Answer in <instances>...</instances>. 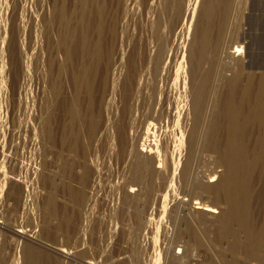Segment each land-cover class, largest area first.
Listing matches in <instances>:
<instances>
[{
  "label": "rangeland",
  "instance_id": "1",
  "mask_svg": "<svg viewBox=\"0 0 264 264\" xmlns=\"http://www.w3.org/2000/svg\"><path fill=\"white\" fill-rule=\"evenodd\" d=\"M125 1L0 0V264H264V0H201L183 61L178 23L197 0ZM237 44L234 67L224 50ZM146 125L172 159L162 172L119 151L121 132Z\"/></svg>",
  "mask_w": 264,
  "mask_h": 264
},
{
  "label": "bare ground",
  "instance_id": "2",
  "mask_svg": "<svg viewBox=\"0 0 264 264\" xmlns=\"http://www.w3.org/2000/svg\"><path fill=\"white\" fill-rule=\"evenodd\" d=\"M125 1V0H124ZM128 1H130V0H126L125 1V5L126 6H129L128 5ZM134 1V0H133ZM159 0H146V7H148L149 9L150 8H156L157 6H156V4L158 5V2ZM200 1L201 0H197L196 1V4H195V6H194V9L193 10H191L190 11V13H189V16L187 17L188 19L187 20H185V22L183 23V21H180L179 23H178V26H180V29H182V33H181V35H182V39H181V41H180V48H182L183 49V52H182V54H181V59L180 60H184V58L186 57V55L189 53V54H191V52H192V48L191 47H193L194 46V44H195V42H196V37L194 36V25H195V22H196V15H197V9H198V6L200 5ZM122 2H123V0H122ZM135 2V1H134ZM123 4V3H122ZM121 4V5H122ZM137 4V3H136ZM132 5V4H131ZM123 6V5H122ZM134 6V5H133ZM132 7V6H131ZM208 7V6H207ZM124 8H125V6H124ZM154 8V9H155ZM126 9V8H125ZM209 9V8H208ZM127 10H129L128 8H127ZM152 10V9H151ZM124 11V10H123ZM128 12H130V11H128ZM132 12V11H131ZM147 12H150V10H148ZM152 12V11H151ZM123 13V12H122ZM127 13V12H126ZM124 14V13H123ZM122 14V15H123ZM121 15V16H122ZM125 15V14H124ZM127 15V14H126ZM125 15V16H126ZM132 15V14H131ZM124 17V16H123ZM127 17V16H126ZM129 17V16H128ZM185 17V18H186ZM121 18V17H120ZM147 18V17H146ZM125 19H127V18H125ZM124 19V20H125ZM172 20V22H173V19H171ZM170 20V21H171ZM176 20V19H175ZM150 21H151V19H150ZM169 21V22H170ZM177 21V20H176ZM122 22H125V21H123L122 20ZM152 22V21H151ZM168 22V23H169ZM172 22H170V23H172ZM126 23V22H125ZM157 23H158V21H157ZM174 23V22H173ZM173 23H172V26L171 27H173ZM175 23H177V22H175ZM174 23V24H175ZM181 23V24H180ZM159 24H161L160 22H159ZM180 24V25H179ZM122 25H124L123 23H122ZM160 26V25H159ZM175 26V25H174ZM123 27V26H122ZM165 28L167 29V26H165ZM164 28V29H165ZM183 29H184V31H183ZM169 31H171L170 29H168ZM173 30V29H172ZM176 30V29H175ZM165 31V30H164ZM163 31V32H164ZM174 31V30H173ZM180 31V30H179ZM179 31H177V32H179ZM172 32V31H171ZM165 33V32H164ZM123 34V33H122ZM166 34V33H165ZM164 34V35H165ZM176 35H177V33H176ZM163 36V35H162ZM170 36V35H169ZM122 37V36H121ZM162 38H164V36L162 37ZM167 38H169L170 39V37H167ZM172 38V37H171ZM161 39V38H160ZM164 40H165V38H164ZM205 40V39H204ZM122 41V40H121ZM160 41V40H159ZM163 41V40H162ZM172 40H170V42H171ZM201 41H202V39H201ZM161 42V41H160ZM167 42H169V41H167ZM159 43V42H158ZM166 43V42H165ZM176 43V42H175ZM163 44V43H162ZM166 44H168V43H166ZM165 44V45H166ZM123 45V44H122ZM122 45H121V47H122ZM204 45V44H203ZM151 46V45H150ZM163 47H164V45H163ZM162 47V48H163ZM166 47H167V45H166ZM169 47V46H168ZM175 48V47H174ZM161 49V48H160ZM159 49V50H160ZM166 49H168V48H166ZM179 49V48H178ZM190 49H191V51H190ZM120 50V52L118 53V54H116L117 56L115 57V60H114V64H122V62H123V60H124V56H125V51H123V49L121 50V48L119 49ZM153 50H155V49H153ZM165 50V49H164ZM157 51H158V49H157ZM156 51V52H157ZM161 51V50H160ZM160 51H158L157 53L159 54V52ZM152 52H154V51H152ZM167 52V51H166ZM246 52H247V50H245V48H244V46L243 45H239V44H237V45H234V46H232L230 49L228 48H226V50H224V54H225V56L226 57H228L229 58V61H231V64H233L234 65V62L236 63V64H238L236 61V59H239V60H241L242 58L241 57H243L245 54H246ZM179 53V52H178ZM193 53V52H192ZM153 54V53H152ZM152 54H151V56H152ZM158 54L156 55L155 54V56H158ZM164 54V53H163ZM163 54H161V56L163 55ZM154 55V54H153ZM145 56V55H144ZM177 56H179V55H177ZM224 56V55H223ZM150 57V56H149ZM159 57V56H158ZM158 57H156V59L158 58ZM170 57H172V56H170ZM152 57H150L149 59H151ZM155 58V57H154ZM163 58V56L162 57H160L159 59H162ZM165 58H166V55H165ZM164 58V59H165ZM174 58V57H173ZM224 58V57H223ZM241 58V59H240ZM156 59H154L155 61H156ZM175 59V58H174ZM169 61H171L172 62V59L170 60V59H168ZM239 60H238V62H239ZM244 60V59H243ZM150 61V60H149ZM158 61H160V60H158ZM141 62V61H140ZM151 62V61H150ZM149 62V63H150ZM245 62V61H244ZM164 63H166L165 62V60H164ZM183 63V62H182ZM240 64H242L243 62H242V60H241V62H239ZM143 64V63H142ZM167 64H169V63H167ZM245 64V63H244ZM149 65V64H148ZM170 65H171V63H170ZM232 65V66H233ZM145 66V65H144ZM152 66V65H151ZM238 66V65H237ZM154 67H156V66H154ZM234 67H236L235 65H234ZM139 68V67H138ZM143 68V67H142ZM148 68V67H147ZM150 68V67H149ZM166 68V65L165 66H162V71H164V69ZM27 69V68H26ZM145 69V68H144ZM177 69V68H176ZM236 69V68H235ZM172 70V69H171ZM148 71V70H147ZM167 71H169V68H168V70ZM139 72V71H138ZM180 72H181V68H179L178 67V69H177V71L175 72V74H176V77H175V80H174V85L176 86V88H177V90H180L181 89V87H182V84H184V81L186 80L185 78H183V76H181V74H180ZM144 73V72H143ZM147 73V72H146ZM149 73V72H148ZM163 73V72H162ZM168 73V72H167ZM27 74H29V72H27ZM142 74V73H141ZM174 74V73H173ZM172 74V75H173ZM168 75H170V74H168ZM142 76L143 75H141V77H139V78H142ZM145 77H146V75H144ZM149 77V76H148ZM174 77V76H173ZM169 76H168V78H166L164 81L163 80H161V82H163V83H165V82H167V80H169ZM143 80L142 81H145L144 80V78H142ZM138 80V79H137ZM140 80V79H139ZM138 80V81H139ZM142 81H140V82H137L138 83V85H136V83H135V85L137 86L136 87V89H138V93H140L139 95H138V97L137 96H134V98H138V101H137V105L140 103V97L141 96H143V95H146L147 93H145L144 94V92H143V90H144V88H146V85H144V84H146V83H144L143 84V82ZM146 82V81H145ZM172 82V81H171ZM173 84V83H172ZM116 84L115 83H113L112 84V86H111V91H110V93H109V100H108V102H109V104H110V100L113 98V97H111V96H113V94L114 93H116L117 92V86H115ZM168 85L171 87V85L168 83ZM163 86V85H162ZM132 87H133V84H132ZM167 86H166V83L164 84V86H163V89H162V91L163 92H165L164 94H166V96L165 97H162L163 96V92H161V93H159V97H162V98H159L158 100H159V102H161V104L162 103H164V102H166L165 100H167V99H169L170 98V94H171V90H172V87L169 89H166L165 90V88H166ZM115 88H116V91H115ZM175 90V89H174ZM131 91V90H130ZM147 91V90H146ZM176 92V91H175ZM131 93V92H130ZM178 93V92H177ZM181 93V92H180ZM180 93H178V94H180ZM149 94V93H148ZM134 95H137V92L134 94ZM108 96V95H107ZM132 97V96H131ZM147 97V96H146ZM157 98V97H156ZM155 98V99H156ZM174 98V97H173ZM178 98V97H177ZM147 99V98H146ZM172 100V99H171ZM112 101V100H111ZM132 101H133V99H132ZM135 101V100H134ZM149 101V100H148ZM154 101V100H153ZM155 101H157V99L155 100ZM27 102V101H26ZM159 102L157 101V103H158V105H159ZM29 103V102H28ZM145 103V102H144ZM112 104V103H111ZM128 104V103H127ZM136 104V103H135ZM154 104H155V102H153V104H152V106H154ZM160 104V105H161ZM167 104V103H166ZM156 105V104H155ZM158 105H156V106H158ZM148 106V105H147ZM163 107V106H162ZM138 108V107H137ZM145 108V107H144ZM147 108H149V107H147ZM154 108V109H153ZM152 108V111L153 110H155V108L156 107H153ZM171 108V107H170ZM140 109V108H139ZM158 109V108H157ZM157 109H156V111H157ZM179 109H181V112H180V110ZM177 111V113H178V117H177V119H178V121H179V119L181 120V121H184V117H183V115L184 116H186L187 114H188V112H187V109L185 108V107H183V108H179ZM150 110H151V108H150ZM166 110V109H165ZM170 110V109H169ZM140 111V110H139ZM142 111H144V110H142ZM159 111V110H158ZM161 111V110H160ZM159 111V112H160ZM171 111H173L172 109H171ZM145 112V111H144ZM148 112V111H147ZM159 112H157V113H159ZM170 112V111H169ZM168 112V113H169ZM146 113V112H145ZM152 113V112H151ZM165 113V112H164ZM167 113V112H166ZM173 113V112H172ZM229 113V112H228ZM119 114V113H118ZM122 114V113H121ZM124 114V113H123ZM135 114V113H134ZM142 114H143V112H142ZM170 114V113H169ZM153 115V114H152ZM152 115H150V116H152ZM159 115V114H158ZM164 115V114H163ZM166 115H168V114H166ZM172 115V114H171ZM170 115V116H171ZM174 115V114H173ZM173 115L171 116V117H173ZM177 115V114H176ZM175 115V116H176ZM138 116V115H137ZM142 116H144V115H142ZM162 116V115H161ZM115 117V116H114ZM149 117V116H148ZM153 117H155V115L153 116ZM164 117V116H163ZM119 118V117H118ZM135 118V117H134ZM152 118V117H151ZM156 119H157V117H155ZM125 119V118H124ZM138 119V118H137ZM137 119H136V121H137ZM108 120V119H107ZM111 120V119H110ZM109 120V121H110ZM140 120V119H139ZM173 120V119H172ZM176 120V119H175ZM122 121V120H121ZM149 121V120H148ZM154 121H156L155 119H154ZM163 121V120H162ZM161 121V122H162ZM177 121V122H178ZM186 121H187V118H186ZM147 122V121H146ZM166 122H168V121H166ZM171 122V121H170ZM172 123V122H171ZM192 123V122H191ZM110 124V123H109ZM113 124V123H112ZM151 123H149V125H150ZM154 124V123H153ZM167 124V123H166ZM170 124V123H169ZM175 124V123H174ZM173 123H172V125H174ZM157 124H155V126H156ZM161 125V124H160ZM165 125V123L163 124V127H165L164 126ZM185 125H186V123H185ZM117 126V125H116ZM129 126V125H128ZM145 126V125H144ZM147 127H145V129L144 130H139V131H137V132H127V130H126V132H125V130H124V128L122 129V131H124L125 133L123 134V132H121L122 133V135H124V145H123V147L122 146H120V145H118V146H120L119 148H122L121 150L119 149V151H122L123 152V154H122V156H128L129 158V160L127 161H125V159H124V161H125V163L127 164V163H129V161H130V159H136L137 160V166L139 167V168H141V170H138V171H143L144 169H146L147 170V168L149 169H152V171H154V172H162L164 169H167V167H165V165H158L157 164V162H159L160 163V161H162L163 160V163L165 164V162L167 161L166 159L167 158H170V157H165V158H163L162 159V155H161V152H159L158 151V149H159V146H158V143H159V137L158 138H156V135L158 134V132H157V134H155V132H156V129H157V131H158V129H159V125L157 126V127H155L156 129H153L155 132H154V134L152 133V132H150V127L148 128V125H146ZM151 126V125H150ZM162 126V125H161ZM160 126V127H161ZM177 126V125H176ZM115 127V126H114ZM178 127H179V125H178ZM177 127V128H178ZM147 128V129H146ZM180 128V127H179ZM163 129V128H162ZM166 129H167V126H166ZM166 129H164V130H166ZM117 130V129H116ZM152 130V131H153ZM171 130H173V129H171ZM170 130V131H171ZM174 130H175V128H174ZM181 130V129H180ZM169 132V129H167L166 130V132ZM184 131V130H183ZM109 132V131H108ZM160 132V131H159ZM162 132V131H161ZM178 132H179V130H178ZM175 133V132H174ZM181 133H182V131H181ZM101 134V133H100ZM111 134H113V132L111 133ZM168 135L167 133H164V135ZM179 134V133H178ZM115 135V134H114ZM151 135H155V136H153V138L154 139H151L150 138V136ZM173 135V134H172ZM183 135V134H182ZM169 136V135H168ZM176 136V135H175ZM178 136V135H177ZM114 137V136H113ZM170 137V136H169ZM173 137H174V135H173ZM115 138V137H114ZM142 138H143V142L141 141L142 140ZM163 138V137H162ZM164 138H166V137H164ZM176 138V137H175ZM180 138H181V136H180ZM168 139V138H167ZM183 139V138H182ZM119 140V139H118ZM122 140V139H121ZM164 140H166V139H164ZM175 141H177V139H174ZM120 141V140H119ZM167 141V140H166ZM169 142H170V139L168 140ZM111 142V141H110ZM164 142V141H163ZM168 142V143H169ZM116 143V142H115ZM166 143V142H165ZM118 144V142L116 143V145ZM161 145H163V143L161 144ZM167 145H169V144H167ZM166 145V146H167ZM115 145H112V147H114ZM165 146V145H164ZM111 147V146H110ZM165 148V147H164ZM168 148V147H167ZM109 149H111V150H114V148L112 149V148H109ZM115 149L117 150L118 149V147H115ZM116 150H115V152L114 153H116ZM161 150V149H160ZM172 150V149H171ZM118 151V150H117ZM163 151H164V149H163ZM168 151H170V150H168ZM175 151V150H174ZM113 152H112V154H113ZM171 152H173V150L171 151ZM118 153V152H117ZM120 154H121V152H119ZM163 153V152H162ZM166 153V152H165ZM164 153V154H165ZM120 154H118V155H120ZM163 154V155H164ZM173 154V153H172ZM166 155H169V154H166ZM165 155V156H166ZM115 156H117V155H115ZM112 157V156H111ZM119 157V156H118ZM122 158V157H121ZM125 158H127V157H125ZM118 159V158H117ZM116 159V160H117ZM120 159V158H119ZM123 159V158H122ZM135 159L134 160H132L131 162L133 163V161H135ZM165 159V160H164ZM170 160H172L171 158H170ZM122 161V160H121ZM118 163V162H117ZM123 163V162H122ZM124 165V164H123ZM127 166V165H126ZM126 166H125V168H126ZM133 166V165H132ZM131 166V167H132ZM134 167V166H133ZM125 168H124V170H125ZM129 169V168H128ZM223 172H224V170L223 169H219V170H214V172H213V174H211V175H207L205 178H206V183H205V187H211V186H213L214 184H216L219 180H220V178L222 177V175H223ZM138 173V172H137ZM137 190H139V189H137V188H133V187H131L130 189H129V191L130 192H135V191H137ZM181 200L183 201V202H187L188 204L190 203V201L188 200V198H184V197H182L181 198ZM189 209L191 210V211H193L195 214H199V215H201V216H203V217H207V218H209V219H215V218H217V217H220V216H222V214H223V207L222 206H219V205H210V204H207V203H205V202H203V201H199V200H196V201H194L192 204L190 203V207H189ZM1 222V221H0ZM16 230V234L19 236V237H21V238H23V239H29L30 237H32V234L31 233H29L27 230H23V229H15ZM62 255H64L65 256V254H67L68 252H67V250L65 249V248H58L57 249ZM173 260H171L172 262L173 261H176L175 260V258H172ZM87 264H93V262H91V261H88L87 262Z\"/></svg>",
  "mask_w": 264,
  "mask_h": 264
}]
</instances>
